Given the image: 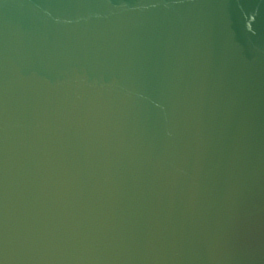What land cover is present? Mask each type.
I'll return each instance as SVG.
<instances>
[{
  "label": "water",
  "instance_id": "95a60500",
  "mask_svg": "<svg viewBox=\"0 0 264 264\" xmlns=\"http://www.w3.org/2000/svg\"><path fill=\"white\" fill-rule=\"evenodd\" d=\"M0 264H264V0H0Z\"/></svg>",
  "mask_w": 264,
  "mask_h": 264
}]
</instances>
